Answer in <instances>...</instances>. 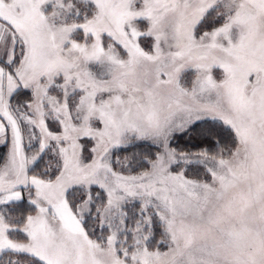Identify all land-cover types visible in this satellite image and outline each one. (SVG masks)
<instances>
[{
	"label": "snow or ice",
	"instance_id": "6c2138e0",
	"mask_svg": "<svg viewBox=\"0 0 264 264\" xmlns=\"http://www.w3.org/2000/svg\"><path fill=\"white\" fill-rule=\"evenodd\" d=\"M0 264H264V0H0Z\"/></svg>",
	"mask_w": 264,
	"mask_h": 264
},
{
	"label": "trees",
	"instance_id": "16d2710c",
	"mask_svg": "<svg viewBox=\"0 0 264 264\" xmlns=\"http://www.w3.org/2000/svg\"><path fill=\"white\" fill-rule=\"evenodd\" d=\"M178 143L180 144L181 147L184 146V144L186 143V140L185 139H181L178 141Z\"/></svg>",
	"mask_w": 264,
	"mask_h": 264
}]
</instances>
